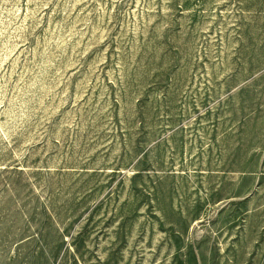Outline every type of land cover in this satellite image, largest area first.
I'll return each instance as SVG.
<instances>
[{
	"label": "rangeland",
	"instance_id": "1",
	"mask_svg": "<svg viewBox=\"0 0 264 264\" xmlns=\"http://www.w3.org/2000/svg\"><path fill=\"white\" fill-rule=\"evenodd\" d=\"M0 264H264V0H0Z\"/></svg>",
	"mask_w": 264,
	"mask_h": 264
}]
</instances>
